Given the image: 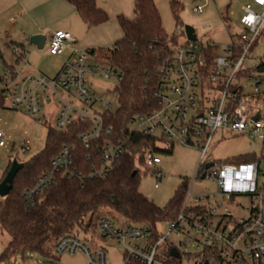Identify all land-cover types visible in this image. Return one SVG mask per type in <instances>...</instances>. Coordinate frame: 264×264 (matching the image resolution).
<instances>
[{
  "label": "built area",
  "instance_id": "1",
  "mask_svg": "<svg viewBox=\"0 0 264 264\" xmlns=\"http://www.w3.org/2000/svg\"><path fill=\"white\" fill-rule=\"evenodd\" d=\"M252 1L242 8L240 22L244 30L237 34L238 40L228 45L214 62L208 63L199 40L186 39L170 44L171 55L157 67L156 106L148 113L138 114L130 123L131 129L168 144L196 148L201 152L200 162L177 217L168 221L164 234L157 226L156 241L145 227L127 225L110 216L99 220L101 236L125 246L123 264H264V153L252 154L254 158L248 162L206 161L218 130L247 134L262 143L264 152V74L248 78L254 81V88L247 95L237 77L247 68V58L264 30V0ZM253 5L260 9L257 11ZM203 9L204 5H198L194 12L202 13ZM234 46L241 48L236 60L231 58ZM67 48L72 49V56L55 77L23 69L5 70L0 73V89L10 108H24L39 123L47 122L45 110L54 103L55 129L59 131L76 120L91 121L92 128L81 135L80 141L88 149L96 145L104 166L97 174L104 175L123 148L103 139L112 131L111 126H105L103 116L112 104L97 111V102L103 103L104 99L89 87L88 77L93 74L114 78L119 83L124 74L119 68L94 61L88 52H80L70 32H52L49 53L61 55ZM8 144L9 136L0 130V148H8ZM30 144L28 139L24 140L21 151H30ZM75 150V145H65L51 167L26 190L24 199L28 207L35 204L37 196L58 175L70 178L76 173ZM144 162L147 168H155L158 179L162 177V171L156 168L161 163L158 152L148 149ZM203 174L204 179L211 178L217 184L214 193H193L195 180ZM241 197L248 198V206L241 204ZM232 206L243 208L244 215L236 217ZM80 234L73 232L62 237L56 244V253L81 251L88 255L90 264H108L106 253L102 249L94 251L87 237L82 240Z\"/></svg>",
  "mask_w": 264,
  "mask_h": 264
},
{
  "label": "trees",
  "instance_id": "2",
  "mask_svg": "<svg viewBox=\"0 0 264 264\" xmlns=\"http://www.w3.org/2000/svg\"><path fill=\"white\" fill-rule=\"evenodd\" d=\"M67 1L76 8L88 29L109 21V15L97 6L96 0ZM182 8L180 2H171L177 28L185 35L184 25L180 21ZM118 21L123 37L111 47L93 48L87 52L94 61L119 68L124 74L114 88L118 95V108L108 109L103 114L105 126L112 127L111 133L103 139L121 146L123 153L113 161L104 175L97 174L104 166L96 145L88 149L80 141L81 135L90 130L93 123L76 120L64 131L50 126L46 148L28 162L22 163L23 167L14 179L13 189L0 201V229L11 238L0 255V262L12 264L17 256L25 258L27 253H39L55 262L60 255L56 253L55 247L62 237L83 232L94 238L98 222L103 216H110L127 225L145 227L150 238L156 241L158 224L175 219L181 209L189 181L183 183L165 207L158 206L140 189L142 173L152 170L145 166L144 153L148 149L172 153L174 144L134 131L130 125L138 114L148 113L156 106L154 92L159 83L157 67L171 55L170 44L176 45L178 38L164 28L154 0H135L134 19L119 16ZM6 47L14 55L16 64L25 60L27 52L21 43H7ZM202 50L206 53L208 63L221 55L219 46L213 42L202 44ZM231 50V58L236 60L241 48L234 46ZM0 62L6 70H17L6 61L1 48ZM256 73H264V63L242 69L237 77L250 78ZM6 104L0 89V108L6 107ZM160 143L165 147L159 148ZM65 145L76 146V173L70 178L58 175L53 184L37 196L35 204L28 207L24 193L51 167L52 161ZM253 158L254 155L247 154L232 161L248 162ZM142 168H145V172Z\"/></svg>",
  "mask_w": 264,
  "mask_h": 264
},
{
  "label": "rangeland",
  "instance_id": "3",
  "mask_svg": "<svg viewBox=\"0 0 264 264\" xmlns=\"http://www.w3.org/2000/svg\"><path fill=\"white\" fill-rule=\"evenodd\" d=\"M242 3L243 0H233L231 6L233 11V14H231L232 28L228 26L223 27L220 22L208 28L202 23L199 24L200 15L189 9L188 15L185 14L184 17H187L190 21H194L196 25L199 24V26H197L198 28H196V33L199 42L202 44L207 43L214 31L220 30L221 35L218 36L215 42L219 44H217L219 46V53L222 54L226 48L223 43L226 41V38L229 37V40L236 41L238 40L237 34L244 30L240 22ZM256 10L258 11V8H256ZM188 20L185 25L188 24ZM188 25L194 26L192 22ZM172 31L177 36L179 42L185 41L184 34H182L180 29L175 28ZM20 43L27 52L25 60L20 64H16L11 51L0 43V48L9 64L14 65L17 70L24 68L27 62L28 67L32 69L36 67L40 68V65H44L47 68L45 71L46 74L54 76L57 73L58 66L55 64L54 55L49 53L48 46L39 49L36 45L29 43V41ZM66 51L70 53L69 49H66L65 52ZM80 52H87V50H80ZM252 54L253 52L249 54L246 63L252 61ZM262 61L264 62V57ZM5 70L6 69L0 62V73L3 74ZM88 78L89 87L95 91L100 98L104 99L103 103L97 102L95 106L97 111L102 112V110L106 109L108 103L112 104V110H116L119 106L118 95L114 90L117 81L114 78L106 79L102 76L93 74H90ZM238 80L243 86V93L245 95L253 92L254 81L244 77ZM1 86L2 84L0 83V87ZM262 88L264 89V83L262 84ZM50 105L51 106L47 107L45 110V114L48 115L46 123H39V121L28 114L24 108L16 110L10 108L8 105L4 108H0V130L4 131L9 136L8 148H0V181L4 179L11 161L17 160L21 164L26 163L33 156L41 153L46 148L50 126L55 128L56 106L54 103ZM26 139L30 141L32 148L28 152H22L21 146ZM159 145L162 148L165 147V145ZM254 153L258 156L264 153L262 150V143L259 140L250 138L247 134H237L232 131L218 130L214 135L213 142L206 156V161L227 162L239 156ZM159 155L161 157V163L158 164L156 168L162 171V177L160 179L157 178L155 168H152V170H149L147 173H142L140 189L144 195L153 200L158 206L165 207L175 197L185 181H190L191 183L194 180L200 162L201 152L190 146L175 144L172 153L160 152ZM142 170L145 172V168H142ZM156 184L158 188L155 187ZM192 190L193 193H214L217 190V184L211 178L200 179V177H198L193 184ZM2 199L3 197L0 196V201ZM240 200L242 205H249L247 197H241ZM231 210H233L236 217H241L245 213L243 208L237 209L234 206H232ZM158 229L161 233H166L168 222L160 223ZM80 235L82 240L88 237L86 240H88L89 246L94 251L102 249L106 253L108 264L124 263V256L126 254L124 245L102 238L98 229L95 230V235L92 239L90 238L93 236L90 237V235H85L83 232H81ZM10 239V236L0 229V253H2V249L6 247ZM58 256L59 259L57 261L51 262L39 253H27L25 258L21 255L17 256L13 259L12 264H90L88 255L81 251L76 253L63 252ZM0 264L10 263L4 261L0 262Z\"/></svg>",
  "mask_w": 264,
  "mask_h": 264
},
{
  "label": "crops",
  "instance_id": "4",
  "mask_svg": "<svg viewBox=\"0 0 264 264\" xmlns=\"http://www.w3.org/2000/svg\"><path fill=\"white\" fill-rule=\"evenodd\" d=\"M172 1L174 0H154L160 11L162 24L171 35L174 34L172 30L177 28L174 15L171 10ZM176 1L180 2L183 7L180 12V21L184 26L188 20L187 17H184L185 14L188 15V9L194 12L195 6L204 5L202 13L194 12L200 15V20L198 21L199 24L202 23L204 26L210 28L214 26L215 23L220 22L223 27L228 26L232 28L231 14H233V11L231 6L233 4V0ZM252 3V0H243L241 8H243L246 4ZM96 4L109 15V21L92 29H88L76 8L67 0H0V43L6 47L7 43L29 41L31 36L42 34L47 36L44 45L45 47L49 46V37L52 32L63 30L70 32L73 35L76 40V47L79 51L93 48L111 47L123 37L118 17L123 16L127 19H134L135 0H96ZM253 7L254 9H260L256 5H253ZM241 11L243 13V9H241ZM191 22L194 24L195 27H193L196 31L199 24L197 23L198 25H196L194 21L188 20V24ZM220 35V30L214 31L212 33V37L207 41V43L213 42L217 45L218 43L215 42V40L217 41L218 36ZM184 37L186 41V35H184ZM233 42V40L231 41L229 40V37H227L226 41L223 43L225 44V47H227ZM67 49H69L70 53H67L66 51L61 55H54L55 64L58 66V71L54 76L46 74L45 71L47 68L44 65H40V68L36 67L34 70L28 67L27 62L22 69L25 72L37 71L49 77H55L60 72L66 61L72 56V49ZM263 57L264 36L259 39L257 47L254 49L252 54V61L247 62L246 67L250 68L260 63H264L262 61ZM4 249L5 247L2 250L4 251ZM1 254L2 253H0V255Z\"/></svg>",
  "mask_w": 264,
  "mask_h": 264
},
{
  "label": "water",
  "instance_id": "5",
  "mask_svg": "<svg viewBox=\"0 0 264 264\" xmlns=\"http://www.w3.org/2000/svg\"><path fill=\"white\" fill-rule=\"evenodd\" d=\"M185 35L188 40L198 41V36L195 31V28L192 25L184 26ZM47 36L42 34L33 35L29 38V43L36 45L39 49H42L45 45ZM210 164H208L209 166ZM207 166V167H208ZM23 167V164L19 163L17 160L13 161L12 166L10 167L5 178L0 181V196L5 198L9 195L14 186V179L18 171ZM205 178V174L201 176V179ZM172 253H175V250H172Z\"/></svg>",
  "mask_w": 264,
  "mask_h": 264
}]
</instances>
